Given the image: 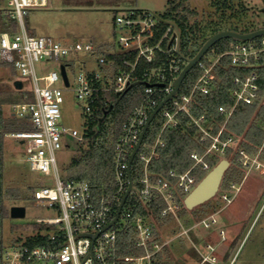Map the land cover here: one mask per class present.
I'll return each mask as SVG.
<instances>
[{
	"label": "built area",
	"instance_id": "1",
	"mask_svg": "<svg viewBox=\"0 0 264 264\" xmlns=\"http://www.w3.org/2000/svg\"><path fill=\"white\" fill-rule=\"evenodd\" d=\"M6 1L10 8L4 9L5 14L16 18L20 26L15 34L7 31L0 33V63L8 65L16 73L13 82H20L18 91L25 92L26 99L29 98L28 94L33 97L31 101L12 103L13 115L27 119L33 130L19 131L11 136L19 139L25 147L26 160L31 170L54 176L56 185L36 189L34 198L37 203L54 208L60 215L37 219V224L49 225L51 228L37 233L40 239L36 242L5 247L1 264H119L120 260L127 264H153L154 256L165 246H170L174 238L164 237L153 216L136 210L138 204L146 206L156 196H160L165 203L161 216L177 220L178 212L185 206V198L199 182L192 170L200 166L209 172L213 167L206 156L211 154L225 158L230 146L235 148V152H240L239 163L247 171L256 164L255 167L264 173V164L240 149V139L228 122L238 105L264 102L260 72L264 56V35L255 41L231 38L221 52L212 46L196 64L202 74L191 92L181 93L180 86L178 92L158 111L165 120L150 150L141 151L143 138L140 148L129 163L152 112L174 91V82L186 65L180 53L181 37L177 25L151 10L119 9L114 19L120 31L117 44L102 50L98 55L102 70L90 73L75 71L72 82L68 68H80L75 66L72 54L94 55L99 48L96 42L93 39L62 41L51 36L31 35L24 24L27 9L48 6L51 0ZM222 57H228L231 65L248 71L245 74L237 73L231 78L233 104L231 108L224 105L218 107L226 119L215 132L217 122L206 115H192L190 103L196 92L210 94L222 83L215 72ZM42 59L58 61L59 69L39 76L35 65ZM142 62L146 64L144 67H141ZM154 63L155 66H149ZM79 64L85 66L86 61H80ZM63 65L68 84L62 75ZM135 85L143 86L141 99L122 123L114 147L115 189L98 196L93 193L88 180L62 178L56 151L65 145L70 146L69 141L72 139L79 143L86 141L83 125L77 128L62 120L64 93L74 91L83 114L87 115L94 112L101 94L121 95ZM103 99L105 105H111L109 97ZM180 113L190 116L197 127L199 140L202 143L209 141V144L202 154L191 153L194 164L186 171L171 169L166 175L155 176L150 170V163L161 158V149L167 145L162 137L164 130L167 127L181 129ZM225 131L229 133L226 137L223 136ZM131 184L132 189L118 220L108 226L116 217L121 200ZM240 186L241 183H231L230 189L222 190V199L226 204L234 200ZM232 190L233 193L230 192ZM129 198L134 202L124 211ZM122 220L124 223H121ZM218 221L214 213L195 223V226L209 229ZM125 233H128L131 246L142 249V254L120 253L121 238ZM187 233L188 229H184L181 235ZM93 235H96L95 238ZM220 236L222 241L226 239L223 230ZM206 249L210 253H201L199 250L202 256L200 264L216 263L215 247L208 244Z\"/></svg>",
	"mask_w": 264,
	"mask_h": 264
},
{
	"label": "rangeland",
	"instance_id": "2",
	"mask_svg": "<svg viewBox=\"0 0 264 264\" xmlns=\"http://www.w3.org/2000/svg\"><path fill=\"white\" fill-rule=\"evenodd\" d=\"M177 2L186 3L191 10L196 11V16L202 23L212 19L216 20V11L220 10V13L225 12L227 16L245 18L225 23L222 25L223 28L235 27L239 30H253L264 27V0H229L230 6L227 9L222 5V0H51L48 6L28 8L24 15V24L31 35L51 36L62 41L93 39L96 42L99 48L94 55L72 54L75 61L78 62H75V66L80 67L76 70H74V66L68 68L70 79L73 82L75 71L82 70L90 73L102 70L98 63V55L102 50L117 44L116 39L120 31L116 28L114 19L116 13L120 11L119 9L151 10L165 17L168 6ZM9 8L6 0L0 1V9ZM208 56L209 54L206 58ZM80 61H86V65L79 64ZM59 64L58 61L42 59L36 62V72L39 76L44 75L48 71L58 70ZM15 77L16 73L8 65L0 63V98L4 97L2 92L18 91L13 87ZM64 97L63 122L81 128L86 115L83 114L75 92L66 91ZM0 113V121L12 117L24 120L13 115L12 103L4 102ZM160 120L164 122L165 119L159 112L149 129H152ZM1 132L0 128V193L3 200L2 206L0 203L1 232L4 247H9L18 244L19 242L16 240L25 242L24 238L29 234V231L26 230L28 225L36 223L39 218L56 217L60 215V212L52 207L37 203L34 198L36 189L56 185L54 176H46L31 170L29 162L26 160L25 147L20 140L12 137V133L1 135ZM238 139L243 140V135L238 134ZM69 144L70 146L65 145L56 151L62 178H64L63 173L72 155L83 143L72 139ZM146 144L147 142L144 140L142 151ZM257 154L251 156L258 159ZM221 157L220 159H222ZM259 161L264 164L263 161ZM255 166L256 164L249 171H244L241 186L231 203L226 204L222 199L221 184L218 193L210 200L211 204L206 203L193 209L196 211L195 213L191 212L193 210L187 209L190 211L189 213L182 208L178 212L177 220L171 218L159 229L164 237L174 238L173 245L178 261L200 264L201 253H210L206 246L211 244L215 247L216 263L214 264H264V216H262L264 173H261ZM14 205L26 206V216L13 218L10 215V209ZM128 205L127 202L124 211L128 209ZM214 213L219 220L217 224L209 229L195 226V223ZM190 217H193L191 224L189 226L183 224L184 220L190 219ZM200 217L202 219L199 220ZM121 223H124V220ZM184 229H188V233L181 235ZM221 230L225 232L226 237L223 241L220 236ZM34 234L37 233L31 235ZM20 237L22 238L19 239Z\"/></svg>",
	"mask_w": 264,
	"mask_h": 264
},
{
	"label": "trees",
	"instance_id": "3",
	"mask_svg": "<svg viewBox=\"0 0 264 264\" xmlns=\"http://www.w3.org/2000/svg\"><path fill=\"white\" fill-rule=\"evenodd\" d=\"M1 1V0H0ZM229 0H222V5L226 9L230 6ZM223 7V8H224ZM224 11V9H223ZM216 20L212 19L206 23H202L197 18V12L191 10L186 3L177 2L171 3L166 11L164 19L174 22L180 30L181 42L180 53L182 59L193 57L200 49L202 44L214 33L221 30H234L241 32H249L252 30H239L238 28H223L222 25L229 23L235 19H245L238 16H227L225 12L220 13V10L216 11ZM215 13V14H216ZM19 21L13 18L11 15L5 14L4 9H0V33L9 32L15 34L19 30ZM239 27V26H236ZM257 29V28H255ZM253 29V30H255ZM257 37L255 40H258ZM231 40V38H225L218 41L213 47L221 52L225 47V43ZM160 57H162L160 55ZM110 59V57L108 58ZM145 62L141 63V67H144ZM149 66L153 67L154 64ZM248 69H241L230 64L228 57H222L219 64L215 68L216 74L221 78L222 83L212 90L210 94H203L196 92L190 103V111L194 116L206 115L208 118H212L217 122L215 132H217L220 126L224 123L226 116L219 112L218 107L221 105L231 108L233 104V98L230 94L231 78L237 73H247ZM262 75V90L261 94L264 95V56L262 59V65L260 67ZM202 74V70L195 66L193 67L184 78L180 92L190 93L195 82ZM142 85H135L127 92L117 95L115 93L101 94L98 98V102L95 105V110L91 114H85L83 124V131L86 137V141L78 147L75 153L72 155L69 164L65 168L63 173L64 179H86L92 186L93 193L95 195H102L115 189L114 184V147L120 133V127L122 123L131 113L132 109L139 103L141 99ZM3 98H0V112L4 102L7 103H22L24 101H31L33 97L28 94L29 98H25L26 93L22 91H5L2 92ZM1 95V93H0ZM104 97H109L111 105L104 104ZM1 114V113H0ZM181 121V129L176 130L171 127H167L162 137L166 140L167 145L161 149V158L159 160H153L150 163V170L155 176L166 175L169 170L175 169L179 172H184L191 168L194 164V160L191 157L192 152L203 153L206 150L209 141L202 143L199 140V134L197 127L193 124L190 116L180 113L178 115ZM155 118V117H154ZM154 119L152 120V122ZM151 122V123H152ZM229 124L235 129L238 134L243 135V140L240 141V149H243L250 155H258V159L264 162V102L261 104H240L236 107L235 111L229 118ZM164 122L158 121L152 129L148 128L145 134L144 140L147 142L143 151L148 152L155 140V137L159 130L162 128ZM151 125V124H150ZM0 128L2 130L1 135L8 133H16L19 131H31L32 125L27 119L20 120L16 118H10L8 120L1 119ZM229 133L225 131L223 136H228ZM144 144V141H143ZM142 144V148H143ZM142 151V149H141ZM142 151V152H143ZM225 158L230 160V166L224 175V181L222 183V190L230 189L231 183L239 185L241 179L246 171V167L239 163L240 152L236 151L233 146L227 148L224 155ZM206 160L214 167L221 159L217 155H207ZM208 170L202 169L200 166L195 167L192 170V174L200 181ZM233 193V190L230 191ZM0 193V197H1ZM2 197L0 203L2 206ZM131 198L128 200V208L131 207L130 203H133ZM212 202L208 201L207 204ZM206 204V203H205ZM204 205V204H203ZM202 206V205H201ZM165 207V203L160 196H156L152 201L146 204V206L139 205L136 210H139L144 215H151L156 219V223L161 228L170 221V217L161 216V211ZM134 208V209H135ZM185 211H188L185 206L182 207ZM190 213V211H188ZM195 213L196 211H191ZM264 216V210L263 214ZM191 218L184 220L185 225L191 224ZM198 218V217H197ZM202 219L201 217L199 220ZM2 218L0 216V264L4 247V240L1 232ZM51 226L44 224H31L26 227L29 234L26 235L25 242L38 241V234L36 236L32 233H40L44 230H49ZM47 234V233H46ZM128 233L123 234L121 238L122 248L120 253L125 254H142L143 250L139 248H133L128 240ZM20 237L19 239H21ZM19 243L20 240H16ZM16 242V243H17ZM119 264H127L120 260ZM153 264H189L185 261H178L177 253L174 249L173 242L170 246H165L160 252L154 256Z\"/></svg>",
	"mask_w": 264,
	"mask_h": 264
},
{
	"label": "water",
	"instance_id": "4",
	"mask_svg": "<svg viewBox=\"0 0 264 264\" xmlns=\"http://www.w3.org/2000/svg\"><path fill=\"white\" fill-rule=\"evenodd\" d=\"M174 24V23H173ZM175 25V24H174ZM176 26V25H175ZM177 28V32L179 36L181 37L180 30ZM264 35V27L258 28L249 32H239V31H234V30H221L213 35H211L200 47V49L197 51V53L191 57V58H184L186 61V65L184 69L181 71L180 75L174 82V91L168 95L160 104L159 106L152 112L147 124L143 128L141 138L139 140V143L135 150L132 153V156L130 158V162L132 161L134 155L136 154L137 150L140 148V145L142 143V140L145 136V133L155 117V115L158 113V111L162 108V106L169 100L171 99L179 90L184 78L186 77L187 73L196 66L197 62L204 56V54L212 47L214 46L218 41L225 39V38H232L235 40H253L257 37L263 36ZM179 52V51H178ZM62 69V75L64 79L66 80V83L68 84V79L66 75V70L65 66L63 65L61 67ZM13 87L19 88L20 87V82L18 80L14 81ZM230 166V160L227 158H222L199 182L198 184L194 187V189L187 195V197L184 200V205L188 210H193L208 201H210L215 195L218 193L220 190L222 181L224 179V175L227 171V169ZM131 179V176H130ZM132 189V184L130 185L129 189L125 193L124 197L121 200L120 206L118 208L116 217L114 220L108 225L114 224L122 211V207L124 205V202L129 194V192ZM10 215L13 218H23L26 216V206L24 205H14L10 209ZM107 226V227H108ZM106 227V228H107ZM96 235H93V238H95Z\"/></svg>",
	"mask_w": 264,
	"mask_h": 264
}]
</instances>
